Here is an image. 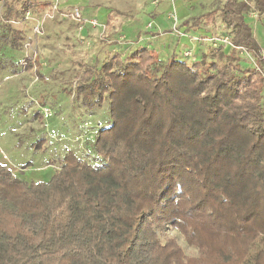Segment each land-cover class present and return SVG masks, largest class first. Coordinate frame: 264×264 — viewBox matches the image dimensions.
<instances>
[{
	"label": "trees",
	"instance_id": "16d2710c",
	"mask_svg": "<svg viewBox=\"0 0 264 264\" xmlns=\"http://www.w3.org/2000/svg\"><path fill=\"white\" fill-rule=\"evenodd\" d=\"M0 2L16 45L8 23L41 2ZM252 12L262 21L264 0H228L191 23L231 20L233 48L213 52L223 64L139 46L85 69L83 104L109 112L93 145L99 164L70 151L50 180L29 182L0 163V264H264V58ZM238 47L256 67L235 63ZM169 225L197 256L165 234Z\"/></svg>",
	"mask_w": 264,
	"mask_h": 264
},
{
	"label": "rangeland",
	"instance_id": "374dc122",
	"mask_svg": "<svg viewBox=\"0 0 264 264\" xmlns=\"http://www.w3.org/2000/svg\"><path fill=\"white\" fill-rule=\"evenodd\" d=\"M54 1H58L56 11ZM38 2L41 7L31 10L32 19L24 14L20 21L8 23L22 36L16 45L2 19L5 8L0 2V163L29 182L50 180L59 161L70 151L90 164H99L93 145L97 132L108 125L109 112L107 104L93 109L83 104L76 90L85 69L112 54H130L139 46L160 52L163 59L178 48L182 53L193 49L195 55L184 53L181 59L191 65L201 63L203 53L209 67L222 61L214 51L220 48L228 55L233 48L229 41L234 26L229 25L230 19L224 20L222 13L211 25H201L197 31L189 29L195 18L221 10L228 0ZM74 6L85 15L87 21L83 24L70 17ZM14 8L18 10V3ZM89 20H97L99 25L93 27ZM245 20L264 58V18L259 21L252 12L245 15ZM37 25L41 32L35 34ZM233 57L244 68L256 67L249 51L237 48ZM27 59L37 62L31 71L24 66ZM198 68L203 70L200 65ZM41 140L45 142L38 151L34 144ZM27 163L30 167L23 169ZM165 234L177 238L187 257L198 255V250L190 247L174 227L169 225Z\"/></svg>",
	"mask_w": 264,
	"mask_h": 264
},
{
	"label": "built area",
	"instance_id": "2783aa9c",
	"mask_svg": "<svg viewBox=\"0 0 264 264\" xmlns=\"http://www.w3.org/2000/svg\"><path fill=\"white\" fill-rule=\"evenodd\" d=\"M58 10V1H54V11ZM50 17V16H49ZM70 17L76 21L77 23H82L85 21V18H84V14L82 12V9L80 7H74L70 13ZM26 18L27 19H32V12L31 11H28L26 13ZM89 23L93 26V27H97L99 25L98 21L97 20H89ZM41 32V26L37 25L36 28H35V34L37 33H40ZM230 42V41H229ZM29 46V44H28ZM239 50L241 51H244V52H247L245 50V48L243 47H238ZM193 50H189L187 52H185L186 55H189L191 56L193 53ZM24 66L26 67V62L24 64Z\"/></svg>",
	"mask_w": 264,
	"mask_h": 264
},
{
	"label": "crops",
	"instance_id": "0c3cea01",
	"mask_svg": "<svg viewBox=\"0 0 264 264\" xmlns=\"http://www.w3.org/2000/svg\"><path fill=\"white\" fill-rule=\"evenodd\" d=\"M69 1H70V0H69ZM71 1H72V0H71ZM73 1H75V0H73ZM68 3H69V2H68ZM258 31H260V34H259V35L262 36V34H261V30H258ZM183 38L186 39L187 37L183 36ZM159 53H160V52H159Z\"/></svg>",
	"mask_w": 264,
	"mask_h": 264
}]
</instances>
